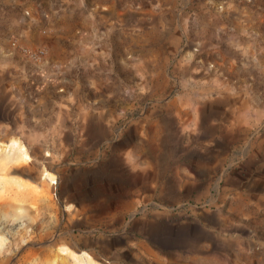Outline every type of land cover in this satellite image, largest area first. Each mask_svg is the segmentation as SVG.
<instances>
[{"label": "rangeland", "instance_id": "374dc122", "mask_svg": "<svg viewBox=\"0 0 264 264\" xmlns=\"http://www.w3.org/2000/svg\"><path fill=\"white\" fill-rule=\"evenodd\" d=\"M0 264H264V0H0Z\"/></svg>", "mask_w": 264, "mask_h": 264}, {"label": "bare ground", "instance_id": "6f19581e", "mask_svg": "<svg viewBox=\"0 0 264 264\" xmlns=\"http://www.w3.org/2000/svg\"><path fill=\"white\" fill-rule=\"evenodd\" d=\"M51 180L53 181V178H51Z\"/></svg>", "mask_w": 264, "mask_h": 264}]
</instances>
